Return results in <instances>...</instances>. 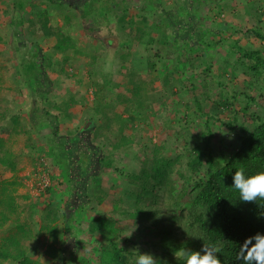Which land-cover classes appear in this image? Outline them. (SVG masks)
<instances>
[{
  "label": "trees",
  "instance_id": "trees-1",
  "mask_svg": "<svg viewBox=\"0 0 264 264\" xmlns=\"http://www.w3.org/2000/svg\"><path fill=\"white\" fill-rule=\"evenodd\" d=\"M5 1L7 8L21 15L17 24L28 32L30 43L36 49L35 53L28 50L21 54V49L16 48L21 57L14 66L17 76L14 81L29 89L32 97H39L33 101L37 108L41 100L48 105L35 109L36 115L41 111L46 117L43 127L52 131L50 158L56 166L68 169L65 176L73 190L65 210L54 204L48 206L39 231V235L47 237L45 255L52 264H130L137 255L136 250L152 254L157 264H183L174 253L181 247L200 251L203 244L216 245L220 249L221 264H243L236 258L239 247L257 233L264 235V200L241 201L237 190L232 188V176L240 168L246 176L264 172V119L253 115L252 126L238 129L220 118L229 108V101L216 100L214 110L205 112V98L197 94V86L206 83V79L199 82L200 78L210 77L217 51L226 47L229 51L238 50L240 57L233 62L252 77L254 82L249 84L262 82L263 86L264 50H245L236 41L226 43L222 34L233 35L239 32L237 29L225 21H218V16L208 22L198 16L202 6L208 3L222 10L223 0H174L172 9L160 5L161 0H147L151 7L146 5L144 9H154L157 18L151 26L147 25L145 17L129 15L128 7L118 6L117 0ZM26 7L30 11L25 12ZM75 10L82 19L95 21L92 30L105 25L110 29L114 27L124 36L120 41L119 59L123 62L122 69L130 71L125 77L124 91H111L112 95L108 93L112 86L109 79L103 84L92 83L91 124L73 134L78 137L76 140L62 137L60 132L63 119L69 117V110L80 99L71 96L67 101L49 103L50 92L42 87L47 71L38 59L43 57V61L49 62L42 56L40 44L50 40H53L52 52L64 57L62 62L86 55L87 49L74 36L81 26L80 20L73 22ZM9 12L7 10L6 14ZM240 32L264 45L261 27ZM139 52L143 55L138 58L135 55L139 56ZM229 54L235 56L233 52ZM98 56L92 53L88 58L97 66ZM141 60L144 70L140 74L137 67ZM64 71L62 68L61 72ZM233 73L237 76L235 67ZM168 98H172L173 107ZM157 106L161 107L159 110L171 107L176 116L174 120L186 123V127L196 124L194 116L197 115L204 124L200 140L186 142L175 155L166 154L165 147L154 144L144 153L145 158H133L137 167L127 170L116 167L120 155L130 152L139 134L151 128V117L159 111ZM119 107L123 109L121 112ZM182 108L185 110L183 116L180 115ZM93 116L96 120L91 119ZM14 125L24 127L18 117ZM222 126L241 134L239 146L225 160L227 162L219 160L211 145L213 129ZM93 130V139L85 136ZM93 141L98 145L88 146L85 152L84 146ZM2 147L0 142V149ZM0 165L16 172L10 153L0 155ZM110 170L124 176L127 187L113 203L110 214L87 218L85 206L93 203L101 206L108 197L101 176ZM91 180L95 184H91ZM1 189L4 192L6 187ZM1 194L0 208L4 210L0 209V228L11 219L15 207L12 197L5 200ZM81 197L84 200L81 201ZM91 209L94 211L93 207ZM86 218L85 234L93 240L90 244L80 237L83 233L74 222L82 223ZM126 221H131L135 229L132 232L129 227L130 232L125 235L118 224ZM23 238L26 239L22 236L0 240V264H40L31 257L30 248L22 245ZM85 244L89 252L80 257V245Z\"/></svg>",
  "mask_w": 264,
  "mask_h": 264
},
{
  "label": "rangeland",
  "instance_id": "rangeland-1",
  "mask_svg": "<svg viewBox=\"0 0 264 264\" xmlns=\"http://www.w3.org/2000/svg\"><path fill=\"white\" fill-rule=\"evenodd\" d=\"M19 1L21 3L26 2V0ZM6 3L7 1L0 0V142L3 143L0 155H7L8 153L12 155L16 172L0 165L1 196L5 200L12 197L15 205L11 219L0 228V240L24 236L26 239L23 238L21 242L22 245L30 248L31 257L38 260L40 264H52V261L45 255L47 237L39 235V231L43 219L47 215L48 206L54 204V206H59L62 211L65 210L68 202L72 199L73 190L65 176L68 169L56 166L50 158L49 145L51 144L52 131L48 127H43V123H45L43 121L46 120V117L41 111L36 115L35 109H43L48 105L41 100L40 108H37L36 105H33V101L39 97L37 95L32 97L29 89L16 85L14 81L17 77L14 66L18 65L21 54L28 53V50L35 53L36 49L30 43L28 32L22 30L17 24L21 15L15 10L7 8ZM117 3L118 6L120 4L122 7L127 6L129 15L135 18L140 15L145 17L147 25L151 26L156 23L155 10L144 9L146 5L151 7L147 0H117ZM174 4V0H161L160 2V5L165 9H172ZM222 7L221 10V8H215L213 4L208 3L202 6L198 16L206 22L218 16V21H225L237 29L239 32L236 34L229 35L226 32L222 34L226 43L236 41L245 50H264L261 41L240 32L243 29L261 27L264 33V0H223ZM24 9L25 12L30 11L29 7ZM7 10L10 11L9 14H6ZM119 12L120 10L117 11V13ZM219 12L220 14L215 15ZM72 16L74 17L73 22L80 20V31L75 32L74 36L80 40L83 48L87 49L86 55L74 56L68 63L62 62L64 57L52 52L53 40H50L40 44L42 56L47 57L49 62L43 61V57L38 59L47 71L46 82L42 87H45V91L50 92L49 98L52 99L49 103L67 101L71 96L80 99L69 110V117L63 119L60 132L62 137H72L76 140L78 137L73 136V134L83 130L85 125L88 128L91 124L89 118L94 102L92 83L97 81L103 84L109 79L112 86L109 87L108 93L112 95L111 91H124L125 77L129 75L130 71L122 69L123 62L119 59L121 54L119 52L121 51L120 41L122 40L121 37L124 36L119 35L114 27L110 29L106 28L105 25L92 30L91 27L95 21L82 19L81 14L76 10ZM16 48L21 49V54L16 51ZM228 52L235 53V56L227 55ZM92 53L99 55L97 66L88 58V55ZM142 55L139 52V56H135L139 58ZM239 57L238 50L229 51L228 47L219 49L210 77H201L199 80L200 82L201 79H206V83L198 84L197 94L204 95L203 108L205 112L214 110V101L227 99L230 103L228 104L229 108L221 113L220 118L241 129L246 125L252 126L254 124L253 115L264 119V85L262 86V82H256L255 85L249 84L253 81L252 77L246 74L243 71L244 68L240 67L238 63L234 64L233 62ZM142 63L143 60L139 62V67H137L139 70L137 72L140 74L144 70ZM234 67L237 69V76L233 73ZM62 68L65 70L64 72H61ZM143 75L147 79V75ZM157 87L160 88V85L157 84ZM208 95L210 98L207 99ZM251 99L255 101H251ZM168 102L173 107L172 98H168ZM171 107L166 110H159L161 107L157 106L156 110L159 111L151 117V128H146L139 134L140 138L135 146L130 147V152L120 155L121 160H118L116 167L123 170L137 167L133 158L135 156L141 159L145 158L144 153L150 150L154 144L165 147L166 154L175 155L183 149L186 142L195 143L200 140L204 124L198 116H194L196 117V124L186 127V123H177L174 120L176 116ZM118 110L121 112L123 109L119 107ZM150 112L152 111L150 110ZM184 113L185 110L182 108L180 115L183 116ZM16 117L19 118L24 127H15ZM93 117L91 119L96 118ZM189 120L191 121V119ZM94 134L95 130L88 134L86 132L85 136L93 139ZM213 135L211 145L215 154L219 156V160L224 162L237 150L241 134L222 126L214 128ZM80 137L82 138V136ZM97 143L93 141L89 145H85V152L88 146L98 145ZM148 156L151 157V154ZM46 173L50 179V185L44 190L42 189L41 176ZM101 179L108 197L101 206L95 203L83 204L86 205L85 215L87 218L100 213L110 214L113 203L127 187L125 177L114 170L102 174ZM91 182L89 185L90 183L95 184L94 180ZM3 186L6 187L4 192L1 189ZM82 200L84 198L81 197ZM3 206H6L5 203ZM92 207L94 211L91 209ZM0 209L4 210L3 207ZM87 218L82 223H79L78 220L74 222L83 233L80 237L90 244L93 243V240L85 234ZM118 226L122 227L125 235L130 232L129 227H131L132 232L135 229L131 221L120 223ZM31 236L36 237V239H30ZM88 252L87 244L80 245L78 256L84 257Z\"/></svg>",
  "mask_w": 264,
  "mask_h": 264
},
{
  "label": "clouds",
  "instance_id": "clouds-1",
  "mask_svg": "<svg viewBox=\"0 0 264 264\" xmlns=\"http://www.w3.org/2000/svg\"><path fill=\"white\" fill-rule=\"evenodd\" d=\"M232 181V188L237 190L241 201L251 203L264 200V172L246 176L244 169L240 168L235 171ZM219 251L216 245L203 244L200 251L181 247L174 255L176 259L182 260L183 264H221ZM136 252L137 255L130 264H157V259L152 254L138 250ZM236 258L243 261V264H264V235L257 233L247 238L239 247Z\"/></svg>",
  "mask_w": 264,
  "mask_h": 264
},
{
  "label": "built area",
  "instance_id": "built-area-1",
  "mask_svg": "<svg viewBox=\"0 0 264 264\" xmlns=\"http://www.w3.org/2000/svg\"><path fill=\"white\" fill-rule=\"evenodd\" d=\"M41 184H42V189H44V190L49 187L50 179L47 176V173L46 174H42V176H41Z\"/></svg>",
  "mask_w": 264,
  "mask_h": 264
}]
</instances>
